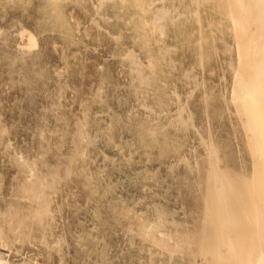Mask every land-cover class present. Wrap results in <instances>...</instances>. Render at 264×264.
<instances>
[{
  "label": "rangeland",
  "instance_id": "374dc122",
  "mask_svg": "<svg viewBox=\"0 0 264 264\" xmlns=\"http://www.w3.org/2000/svg\"><path fill=\"white\" fill-rule=\"evenodd\" d=\"M235 57L218 0H0V256L236 264L264 185Z\"/></svg>",
  "mask_w": 264,
  "mask_h": 264
},
{
  "label": "bare ground",
  "instance_id": "6f19581e",
  "mask_svg": "<svg viewBox=\"0 0 264 264\" xmlns=\"http://www.w3.org/2000/svg\"><path fill=\"white\" fill-rule=\"evenodd\" d=\"M197 1L198 0H196V2ZM218 1L221 6L222 14L224 15V18L227 21V26L230 30L231 38L233 40L234 47H235L236 63H235L234 71H233V79H232V86H231V93H230L231 100L233 101L234 106L236 107V113L238 112L240 115H242V120H243L242 124L244 126L246 141L248 144L249 152L252 157V173H251L252 178L255 179V181L264 185V5H262L261 0H218ZM196 11H197V7H196ZM19 36H20V41H19V44L17 43L18 45L26 46V47H29L28 45L30 46L36 45L34 35L31 34V32L28 31L27 29L19 30ZM128 49L130 51L131 48H128ZM129 51L127 50L125 54L128 55L127 52ZM131 54L129 52L128 56H131ZM132 58L134 59V57ZM133 63L136 65L137 62L136 63L133 62ZM135 68H133V70H135ZM140 72L139 70L138 72L136 71V74L139 73L138 78L141 77ZM140 83L142 84V82ZM177 96L178 95H176V97ZM182 108L180 109L182 110ZM179 116L177 118H179ZM211 146L212 145H210V147ZM214 151L215 150L213 149L212 152L214 153V157L216 158V161H217L218 160L217 155H216L217 153L215 154ZM208 158H209V153H208ZM212 169L214 170L213 165H212ZM214 174L217 176L216 172L213 173L212 176H214ZM221 176H223L224 179L226 178L224 177V175H221ZM213 181L215 183V181L217 180H214V177H213ZM220 181H221L220 184H223L222 178L220 179ZM220 187L218 189L219 191L215 189L217 193L221 191L219 194H221L223 190L222 185ZM219 194H218V197L216 196L217 204L220 203L219 205L221 208H219V205H218V208L221 209L220 211L223 213L222 216L224 215V217H220V218H223V220L226 221L228 219L225 218L224 210H222L224 207L221 204V200H219L221 199ZM225 203L226 202L224 201V204ZM262 212H264V209ZM256 213H257V210H256ZM263 217H264V214H263ZM263 217L260 215L259 218L256 219L255 221L257 222V225L259 226V228L262 225H264ZM262 219H263V222H262ZM223 223L226 227L228 224V221H226L227 224H225L224 221ZM149 227L153 229L152 228L153 225L152 226L149 225ZM259 228L253 231L254 235L252 239V244L249 250L244 254L245 257L244 256L241 257L236 262V264H244L246 261L248 264H264V229L262 228L261 230ZM226 230H229V229L227 228ZM160 233L162 234L161 231ZM226 233L228 234V232ZM229 235H230V232L228 234V238H229L228 241L230 242L231 238ZM226 239H225V242H226ZM230 247L233 250L234 246L232 247V244ZM233 253L235 255V252ZM218 259H219V256H218ZM0 264H11V263L9 260L4 259L3 257L0 256ZM217 264H224V262L221 259L219 262H217Z\"/></svg>",
  "mask_w": 264,
  "mask_h": 264
},
{
  "label": "snow or ice",
  "instance_id": "6c2138e0",
  "mask_svg": "<svg viewBox=\"0 0 264 264\" xmlns=\"http://www.w3.org/2000/svg\"><path fill=\"white\" fill-rule=\"evenodd\" d=\"M261 2H262V5H264V0H261Z\"/></svg>",
  "mask_w": 264,
  "mask_h": 264
}]
</instances>
